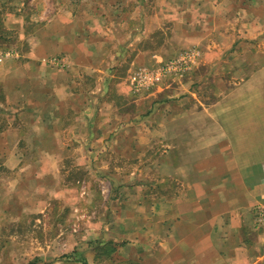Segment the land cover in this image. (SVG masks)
I'll use <instances>...</instances> for the list:
<instances>
[{"label": "crops", "instance_id": "0c3cea01", "mask_svg": "<svg viewBox=\"0 0 264 264\" xmlns=\"http://www.w3.org/2000/svg\"><path fill=\"white\" fill-rule=\"evenodd\" d=\"M155 1L0 0V33L22 36V59L0 64V115L13 118L0 130V160L13 172L22 163L37 194V174L68 151L79 165L102 167L134 146L133 159H147L140 176L150 178L131 191L139 194L138 234L129 236L137 253H105L98 264H264L255 213L264 204V0L149 6ZM172 1L182 5L171 13ZM192 47L202 55L188 82L171 77L132 95L135 70ZM57 56L65 67L50 64ZM200 69L209 75L205 93L189 90ZM161 92L174 100L143 121L142 96ZM118 96L134 107L127 115ZM94 257L84 253V264Z\"/></svg>", "mask_w": 264, "mask_h": 264}, {"label": "rangeland", "instance_id": "374dc122", "mask_svg": "<svg viewBox=\"0 0 264 264\" xmlns=\"http://www.w3.org/2000/svg\"><path fill=\"white\" fill-rule=\"evenodd\" d=\"M172 2L171 13L174 11L173 4L182 5L178 1ZM162 4L161 0H156L150 2L149 6L162 7ZM0 49H14L18 51L17 58L22 59V36L17 32L0 33ZM196 67L186 74L193 73L194 69H198ZM59 70L62 71L61 68ZM199 72L194 75L198 82L193 83L189 90L199 91L203 87V93L210 91V82L207 80L209 75L202 74V69ZM112 73L110 69L108 75ZM185 75L172 77L181 78ZM185 77L188 82L190 76ZM182 87L180 92L183 91ZM152 89L138 93L132 89L130 92L136 96ZM163 93L152 100L140 95L143 98L140 102V118L143 121L151 113L162 111L164 104L174 100L166 99L169 94ZM171 95H175L174 91ZM185 95V98L189 97V94ZM117 103L125 115L134 109L130 107L129 99L118 96ZM5 116L0 115V130L13 121V118ZM140 125L139 137L145 143L149 135L145 124L140 122ZM133 132L136 133V130L126 131L123 137L130 141ZM131 148L136 149L130 145L123 146L122 149L128 153L124 158L115 157L117 153H112V157L102 167H96L97 162L93 161L86 166L79 165L76 156L73 158L70 151L61 153L63 155L59 162L48 163L49 171L37 174V177L43 176L44 182L43 191L37 194L34 192L35 179H28L29 176L22 178V163L13 172L7 168L8 163L4 166L0 160V264H84V253H95L93 261L98 264L106 257L105 253H137L132 250L136 242L129 236L131 233L138 234V225L133 226L131 223L139 214L134 203L139 194H132L131 191L137 187H146L150 178L146 177V172L140 176V171L147 168L146 156L133 159ZM112 149L114 151V147ZM115 150L118 152L119 147ZM46 165L44 163L43 168ZM46 173H51L52 177H45ZM49 183L53 187L48 188ZM146 196V193L140 194L144 201Z\"/></svg>", "mask_w": 264, "mask_h": 264}, {"label": "built area", "instance_id": "2783aa9c", "mask_svg": "<svg viewBox=\"0 0 264 264\" xmlns=\"http://www.w3.org/2000/svg\"><path fill=\"white\" fill-rule=\"evenodd\" d=\"M18 51L14 49H0V64L11 58H17ZM201 58V51L198 48L185 50L180 56L165 61L156 69L140 67L132 75V85L135 92H142L162 83L165 79L172 76H183L198 64ZM50 64L56 67H65V58H55ZM256 224L264 227V204L255 209Z\"/></svg>", "mask_w": 264, "mask_h": 264}, {"label": "trees", "instance_id": "16d2710c", "mask_svg": "<svg viewBox=\"0 0 264 264\" xmlns=\"http://www.w3.org/2000/svg\"><path fill=\"white\" fill-rule=\"evenodd\" d=\"M73 255H75V253H73Z\"/></svg>", "mask_w": 264, "mask_h": 264}]
</instances>
